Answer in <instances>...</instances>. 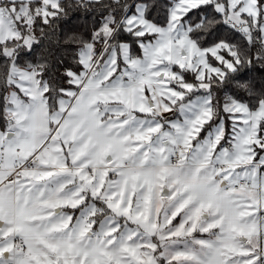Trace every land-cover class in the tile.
Wrapping results in <instances>:
<instances>
[{"label": "snow or ice", "instance_id": "snow-or-ice-1", "mask_svg": "<svg viewBox=\"0 0 264 264\" xmlns=\"http://www.w3.org/2000/svg\"><path fill=\"white\" fill-rule=\"evenodd\" d=\"M0 264H264V0H0Z\"/></svg>", "mask_w": 264, "mask_h": 264}, {"label": "trees", "instance_id": "trees-1", "mask_svg": "<svg viewBox=\"0 0 264 264\" xmlns=\"http://www.w3.org/2000/svg\"><path fill=\"white\" fill-rule=\"evenodd\" d=\"M88 20V21H91L93 18L91 16H88V17H84V16H81L80 20L79 21H73V23L75 25H80V24H83L85 22V20ZM65 66H68V62L65 63V65H57L58 68H60L61 70L63 69V67Z\"/></svg>", "mask_w": 264, "mask_h": 264}, {"label": "rangeland", "instance_id": "rangeland-1", "mask_svg": "<svg viewBox=\"0 0 264 264\" xmlns=\"http://www.w3.org/2000/svg\"><path fill=\"white\" fill-rule=\"evenodd\" d=\"M168 115H171V114H168Z\"/></svg>", "mask_w": 264, "mask_h": 264}]
</instances>
